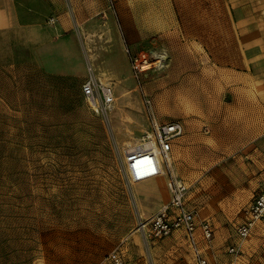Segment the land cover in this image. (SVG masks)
Segmentation results:
<instances>
[{
    "label": "rangeland",
    "instance_id": "374dc122",
    "mask_svg": "<svg viewBox=\"0 0 264 264\" xmlns=\"http://www.w3.org/2000/svg\"><path fill=\"white\" fill-rule=\"evenodd\" d=\"M123 69L121 82L111 80L110 112H94L74 86L64 89L62 104L48 99L45 109L18 90L0 100V264H116L115 257L121 264L190 263L181 230L158 239L138 230L168 201L166 177L130 183L121 165L123 150L138 145L151 118L162 123L181 112V94L168 92L181 72L166 66L140 76L149 116L131 69ZM154 84L162 88L152 90ZM254 164L242 151L186 182L187 205L213 226L204 246L211 264H264V220L244 240L234 234L241 208L264 188V167ZM234 242L237 256L227 252Z\"/></svg>",
    "mask_w": 264,
    "mask_h": 264
},
{
    "label": "crops",
    "instance_id": "0c3cea01",
    "mask_svg": "<svg viewBox=\"0 0 264 264\" xmlns=\"http://www.w3.org/2000/svg\"><path fill=\"white\" fill-rule=\"evenodd\" d=\"M108 1L0 0V100L18 90L42 109L62 104L89 72L115 89L125 45L161 48L182 76L168 91L182 100L170 120L182 125L170 151L182 181L242 151L264 167V0H110L118 21Z\"/></svg>",
    "mask_w": 264,
    "mask_h": 264
},
{
    "label": "built area",
    "instance_id": "2783aa9c",
    "mask_svg": "<svg viewBox=\"0 0 264 264\" xmlns=\"http://www.w3.org/2000/svg\"><path fill=\"white\" fill-rule=\"evenodd\" d=\"M125 52L131 75L136 79L148 115L152 116L150 99L142 89L140 76L150 70L164 69L168 61L167 53L161 48L132 53L126 45ZM80 93L86 104L96 113H106L115 101L111 87L101 83L90 72L81 84ZM150 124V130L145 132L138 145L123 150L122 170L130 183L165 176L169 199L147 219L141 221L138 230L145 239L163 238L175 230H181L191 249V264H211L204 252V246H208L213 239V226L208 220H197L195 210L187 205L188 186L174 174L170 158L172 141L182 133V125L179 121L158 123L153 118ZM261 220H264V189L257 190L250 201L242 207L240 220L234 228L235 237L239 241L248 238ZM227 252L237 256L240 252L239 244L230 243ZM114 261L116 264L122 263L119 257H115Z\"/></svg>",
    "mask_w": 264,
    "mask_h": 264
},
{
    "label": "bare ground",
    "instance_id": "6f19581e",
    "mask_svg": "<svg viewBox=\"0 0 264 264\" xmlns=\"http://www.w3.org/2000/svg\"><path fill=\"white\" fill-rule=\"evenodd\" d=\"M165 66H167V63L165 64ZM114 104L110 105L109 108L107 109V112H110L113 108Z\"/></svg>",
    "mask_w": 264,
    "mask_h": 264
}]
</instances>
